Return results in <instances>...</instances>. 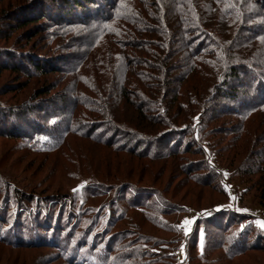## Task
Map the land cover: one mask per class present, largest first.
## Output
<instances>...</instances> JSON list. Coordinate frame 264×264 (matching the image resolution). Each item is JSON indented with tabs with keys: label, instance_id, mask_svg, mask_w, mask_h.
Returning a JSON list of instances; mask_svg holds the SVG:
<instances>
[{
	"label": "rangeland",
	"instance_id": "obj_1",
	"mask_svg": "<svg viewBox=\"0 0 264 264\" xmlns=\"http://www.w3.org/2000/svg\"><path fill=\"white\" fill-rule=\"evenodd\" d=\"M20 1L0 0V55L35 62L0 69V102L44 111L0 135V264H264L234 246L264 240V105L217 94L228 64L264 66V0H101L29 26Z\"/></svg>",
	"mask_w": 264,
	"mask_h": 264
},
{
	"label": "trees",
	"instance_id": "obj_2",
	"mask_svg": "<svg viewBox=\"0 0 264 264\" xmlns=\"http://www.w3.org/2000/svg\"><path fill=\"white\" fill-rule=\"evenodd\" d=\"M99 2L101 3V0H21L20 3L16 6H14V9L18 10L21 8L20 11H23V23L26 26L31 25L32 23L36 21H43V19L49 20V21H55V22H62L68 21L69 19H72L75 17L76 19L84 20V18H90L93 17L95 14L94 9L97 8L99 5ZM51 3V5L47 4ZM91 5V6H90ZM94 5V6H92ZM28 9V11H25V9ZM31 11V12H30ZM29 12V13H27ZM101 11L100 13H102ZM105 15V13H103ZM102 14V15H103ZM102 15L100 17H102ZM103 15V16H104ZM102 20V25L95 30V32H98L95 35L96 39H101L105 35H108L110 33V24L112 22V17L105 16ZM89 25V23H86ZM90 26V25H89ZM104 27L106 29H104ZM192 42H189V45H191ZM11 53V52H10ZM5 55H0V69L5 68L6 66H11L12 69H15L16 72H18L20 69H24L25 71H30V66L33 67V63L35 62L33 59H30L29 56L21 57L19 58L20 61H17L14 65H9L8 63H5V59L13 60L14 57H17L14 54H7L4 52ZM23 60V61H22ZM27 60V61H26ZM28 63L30 66L23 65V63ZM7 64V65H6ZM20 64V65H19ZM23 65V66H22ZM244 67L246 68V71L242 70V66L239 64H228L226 68L224 69L223 73L221 74V78L217 84L218 92L217 94L224 97V99H227L236 102L243 105L248 101L243 108H248L247 105L255 104L256 105H264V66L260 64H244ZM44 66H35L34 70L36 72L43 71ZM29 73V72H28ZM245 75V77H248V80H250V84L253 85L255 88L254 92H250L251 94H248L245 92L246 95H239L240 87L237 91H234V88L240 77L242 75ZM246 83V84H245ZM220 85V87H219ZM231 85V86H229ZM242 86H248L249 83L247 82V79L243 81L241 84ZM241 86V87H242ZM231 87H233V90H231ZM244 88V87H242ZM251 100H247L250 99ZM37 103H27L18 106H6L3 105L0 102V135L11 137V138H27L32 133L31 131H36L41 125L39 124L41 121L38 122V117L42 115L41 112L44 111V108H42L41 105ZM220 103V102H219ZM48 105H45L47 107ZM217 106V104H216ZM249 107H252L249 106ZM41 113V114H40ZM140 117V116H139ZM169 119V118H166ZM115 119L108 118V121L110 122L109 125H106L104 128L108 132V134L113 133L114 131H118V134H125L128 135V139L132 140H138L140 142H147L153 137L150 134H148L145 130L136 129V127H133V131H128L126 128H124L123 122L120 120L119 122H113ZM140 120L142 122V119L140 117ZM165 120L163 124L159 125H165ZM157 124V125H158ZM141 125V124H140ZM179 124L176 123V125H170L169 128L172 130L182 129V126H178ZM145 128H148L145 126ZM142 127V128H144ZM184 129V128H183ZM39 130V129H38ZM96 130V127H94L93 131ZM158 130V129H156ZM168 131V130H166ZM166 133L165 130L163 134ZM163 136V135H162ZM104 141V140H103ZM139 142V143H140ZM104 143H107L106 141ZM106 146H109L106 144ZM264 193V190H263ZM0 239H2L0 235ZM243 234L238 237V239L235 240L234 246L237 244L239 247V250L237 253L239 255H243L244 253H247L251 250L256 249H264V240L263 242L259 241V243L254 244V241L251 244H248L246 240L243 242ZM240 245V246H239ZM77 251V250H76ZM88 257V256H86ZM87 264H99L96 260H89L84 259Z\"/></svg>",
	"mask_w": 264,
	"mask_h": 264
},
{
	"label": "snow or ice",
	"instance_id": "obj_3",
	"mask_svg": "<svg viewBox=\"0 0 264 264\" xmlns=\"http://www.w3.org/2000/svg\"><path fill=\"white\" fill-rule=\"evenodd\" d=\"M257 223L260 225V227L264 228V221H257ZM190 224H191V220L189 219H185V221L183 222L185 233H187L190 230ZM201 243H203V240L201 241Z\"/></svg>",
	"mask_w": 264,
	"mask_h": 264
}]
</instances>
